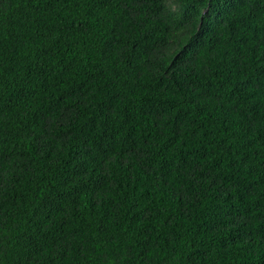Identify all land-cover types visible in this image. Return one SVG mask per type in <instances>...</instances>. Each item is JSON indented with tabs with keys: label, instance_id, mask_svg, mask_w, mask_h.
I'll list each match as a JSON object with an SVG mask.
<instances>
[{
	"label": "trees",
	"instance_id": "1",
	"mask_svg": "<svg viewBox=\"0 0 264 264\" xmlns=\"http://www.w3.org/2000/svg\"><path fill=\"white\" fill-rule=\"evenodd\" d=\"M0 264H264V0H0Z\"/></svg>",
	"mask_w": 264,
	"mask_h": 264
}]
</instances>
